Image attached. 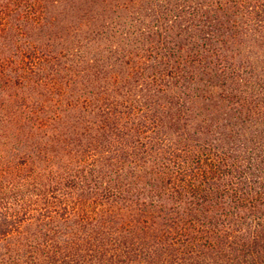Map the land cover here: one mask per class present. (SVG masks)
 <instances>
[{
	"label": "trees",
	"instance_id": "obj_1",
	"mask_svg": "<svg viewBox=\"0 0 264 264\" xmlns=\"http://www.w3.org/2000/svg\"><path fill=\"white\" fill-rule=\"evenodd\" d=\"M39 1L0 0V35H9L12 13L42 17L46 0ZM188 7L194 14H181L172 36L156 40L178 51L148 47L149 77L179 91L183 153L153 159L148 172L83 159L43 163L40 155L41 164L33 155L15 161L17 120L30 119L1 115L0 103V124L7 119L0 264H264V0H189ZM18 64L0 55V92L9 68L23 73ZM218 99L220 106L201 103ZM133 208L144 210L136 224L127 217L114 226L111 219ZM154 214L166 227L149 239L140 223ZM227 240L231 253L217 252Z\"/></svg>",
	"mask_w": 264,
	"mask_h": 264
},
{
	"label": "rangeland",
	"instance_id": "obj_2",
	"mask_svg": "<svg viewBox=\"0 0 264 264\" xmlns=\"http://www.w3.org/2000/svg\"><path fill=\"white\" fill-rule=\"evenodd\" d=\"M41 5L45 12L36 19L12 13L6 18L12 27L9 35H0V55L24 67L17 75L11 68L7 71L0 92V103L5 102L1 115L30 119L23 124L17 120L20 149L13 160L33 155L41 164L40 155L43 163H124V168L132 166L141 174L150 170L155 158L181 155L186 133L176 111L179 91L175 86L161 90L167 89L166 79L149 77L154 64L148 47L172 45L156 40L169 39L178 29L174 25H182V16L194 14L189 0H46ZM171 48L178 51L175 44ZM35 58L42 64H33ZM201 103L220 106L222 101ZM5 122L0 124L1 157L7 156L1 138ZM6 140L10 147L15 144L9 136ZM143 211L133 208L111 221L116 226L130 217L136 224ZM144 219L147 223L140 224L147 226L139 233L149 239L166 227L164 218L155 214ZM3 232L0 229V242L6 239ZM227 244L217 252L230 254L229 240ZM71 250L77 257L78 251Z\"/></svg>",
	"mask_w": 264,
	"mask_h": 264
}]
</instances>
